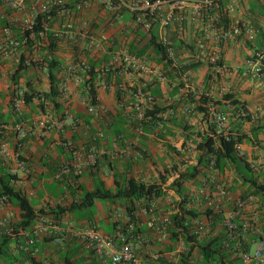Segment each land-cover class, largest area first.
Wrapping results in <instances>:
<instances>
[{
  "label": "built area",
  "instance_id": "obj_1",
  "mask_svg": "<svg viewBox=\"0 0 264 264\" xmlns=\"http://www.w3.org/2000/svg\"><path fill=\"white\" fill-rule=\"evenodd\" d=\"M95 1H100L104 9L113 14H118L121 8L128 10L133 16L135 25L140 26L144 31H148L152 22L158 24L157 41L164 46L166 54L171 60V66L178 64L174 57V52L169 46L167 32L173 23L180 28L188 15L190 22L196 27L199 39L196 49L200 56L206 60L211 73L214 76L222 75L226 70V65L221 61L219 44L233 43L240 45L242 40L252 42L256 37V31L249 21L234 19L232 13L235 11V5L240 0H80L75 3L73 8H68L64 0H44L39 4H33L30 8V15L25 18L21 27H30L33 24L34 17L38 13H48L52 9L61 12L64 16H70L73 12H83L87 10ZM0 7L11 10L16 13H23L26 10V0H0ZM167 10H166V9ZM223 13L231 16V22L228 25L223 23ZM83 33L86 28H83ZM57 33L63 34L64 39L71 44L77 43L78 39L72 31L70 22L62 23L61 29ZM3 40L0 43V54L3 58L10 57L18 46V41L12 38L7 30H3ZM87 35V45L95 51L108 50L110 43H106L93 35ZM212 40L215 45L208 50L207 41ZM208 50V52H207ZM108 62L104 71H110L112 78L109 81L101 79L99 85L104 90H119L122 94H127L133 98L132 101L122 105L124 113L130 123L132 131L139 136L143 132V125L147 122L145 113L151 110L157 103V98L143 85H126L118 82L120 75L132 79L133 77L146 75L149 81L159 84H169L170 87L176 86L166 74V71L156 61L147 57L130 53L128 49L120 47L113 51H108ZM246 71L254 78L264 79V50L255 52L252 59L247 61ZM88 72V65L84 61L71 62L61 73L58 81V100L63 104H68L71 99V90L69 83L72 81L75 85L83 86L84 76ZM182 87L179 88L181 95H186L189 90V84L185 76H182ZM22 89L17 87L11 98L10 108L17 118L7 126L0 122V161L6 167V170L16 177L19 174H25L27 163L21 156L22 142L33 129H38L43 135L51 130H62L66 126L77 125V120L72 114L66 111L63 115L55 117L53 113L47 110L46 101L43 102V111L41 117L34 120L33 125H27L20 118L24 102L22 99ZM223 93H230L231 87L224 85ZM84 103L88 113L92 116L105 114V110L99 104L90 103V98L85 94ZM171 108L164 113L156 115L159 118L166 119L172 114ZM182 112L187 116L199 115L200 125L195 133L206 134L213 141L215 147L219 145L218 136L227 138L229 133V116L225 111L219 110L216 106L208 107V118L213 125V131L207 129V121L199 113L193 112L189 106H183ZM235 118L238 120L255 119L243 104L236 108ZM10 129L14 133L16 144L10 148L9 142L4 137V131ZM156 128H161L160 123ZM100 135V134H99ZM197 142L201 138L194 136ZM184 137L180 139L181 143L173 145L179 156L182 157V163L171 170L164 182H159L164 195L153 199L145 205H138L132 213L134 221L128 214L122 218L121 211L114 206L107 209L106 214L115 222V228L112 234H106L89 224H79L68 217L54 218L53 216L38 214L31 227L28 230L15 231V215L12 206L5 195L0 194V236L6 235L12 238V241L22 239L19 244V250L27 254V258L22 261H15L14 264H48L47 260L38 258V243L47 241L54 244L59 249L64 248L68 240H73L80 244L83 254L86 255L84 264H179L181 257L188 251L189 243L187 237L194 235L197 241H201L210 234L208 223L201 219H191L184 216L182 221L186 228L176 229L177 239L174 243L170 242L171 217L173 215L181 216V202L186 198V210L193 208L194 203L200 197L204 200V207L218 211L222 200L229 195L230 183L225 180L215 179L214 176L208 177L205 185L212 186V191L207 188H201L198 195L191 196L185 192L184 196L176 193L169 185L178 179L180 174L187 168L195 165L198 156L196 144L191 140L186 142L183 148ZM244 142L235 143L234 150L240 157H245ZM77 163L66 161L58 167L54 178L61 179L71 173L78 174L82 167H91L97 163L99 157L105 154L104 148L94 145L91 147L85 157L73 152ZM133 158H141L142 153L133 145ZM248 161V160H247ZM255 170L264 167V159L248 161ZM213 159L209 160L208 169L217 172L214 168ZM19 185L24 186L25 181L18 178ZM188 183H185V186ZM186 188V187H185ZM215 195H212L213 193ZM27 195L30 193L27 192ZM164 201V206L160 207L158 203ZM61 199L55 204H61ZM259 202L252 195L239 196L235 199L230 210L223 213L221 223L225 231V238L222 243L223 249L227 252L237 255L241 264H264V231L260 225ZM142 218L144 221H142ZM147 223L154 237L148 240L139 231L141 226ZM136 225V227H135ZM138 229V230H137ZM186 231V232H185ZM251 239L252 249L243 250V243ZM201 257L195 252L190 255V262L200 264ZM61 264L55 262V264ZM214 264V263H212Z\"/></svg>",
  "mask_w": 264,
  "mask_h": 264
},
{
  "label": "crops",
  "instance_id": "obj_2",
  "mask_svg": "<svg viewBox=\"0 0 264 264\" xmlns=\"http://www.w3.org/2000/svg\"><path fill=\"white\" fill-rule=\"evenodd\" d=\"M43 1L26 0L25 11L28 15L24 13L17 16L16 13H11V15L5 14L4 18L7 19L9 25L17 28L20 25V20L25 19V17L28 18L27 16L30 15L31 6ZM64 1L70 8L74 6L77 0ZM244 1L246 3L244 7L250 9L249 1L241 0L235 5L236 12L234 11L232 16L236 15L237 8L239 10L242 8L241 2ZM0 10L3 12L8 9L0 7ZM252 13L253 15H251ZM249 15L253 18L249 22L256 31V37L252 42L242 40L240 45H235L231 42L219 44L221 61L227 68L220 76H214L211 73L206 60L200 56L196 49L199 34L196 27L190 22L188 15L181 28L176 23H173L167 35L170 43H174L173 41L175 40H181V49L178 50L175 59L178 66L188 67V70L183 74L189 84L188 92L208 95L219 110L228 114L229 130L233 134L238 132L250 137L249 141L244 142L243 148L246 160L251 161L259 158L264 159V129L261 128L257 135L251 131L252 128L264 124V79L252 77L246 69L247 61L252 59L254 53L264 50V17L259 16L261 20H258L255 16L256 14L251 11H249ZM65 21L71 23L72 31L78 39L79 47L78 50H74L73 45L65 39L58 42L55 58L61 63V71H65L67 65L73 61H84L87 64L92 62L97 65L96 70L100 69L103 64L105 65V59L110 48H115V50L120 47L128 49L130 46L140 50L147 48L145 56L152 61H156L157 55L151 49H148L146 38H149L150 35L140 26L134 24L131 13L125 8H121L120 12L115 15L104 9L100 1H95L87 10L73 12L70 16H64L61 12L55 13L49 22L50 29L57 32ZM83 28H86L87 32L84 31L83 33ZM86 34H91L95 38H100L104 42L110 43L108 50L95 51L91 49L87 45ZM3 37V30L0 29V43ZM214 45L215 43L212 40L207 41L208 50ZM25 56H28V52L25 53ZM19 57V50L12 52L10 57L6 59L0 54V122L7 126H10L17 118L10 108L13 91L16 88L12 85L10 75L16 69ZM38 58L39 55L36 53L27 58L26 67L21 73L18 87L28 89L27 86L30 85L31 89L46 93L49 90L50 81L45 64L43 66H33L30 63L39 60ZM61 73H57L58 81ZM169 79L173 82V79ZM117 81L126 85L144 84L146 87L148 86L150 91L155 93L157 103L163 106L175 104L180 97V93L176 96L171 95L169 84L149 81L146 75L135 76L132 79L120 75ZM224 85L231 87V98L229 99L223 97L226 94L222 92ZM69 86L71 99L68 104L58 101L59 111L53 105H47L48 103L46 108L55 117L61 116L66 111L70 112L77 120V125L74 127L68 125L62 130H51L43 135L40 130L33 129L22 142L21 156L27 163V170L25 174H19L17 179L19 177L24 179L25 184L22 188L30 193L28 198L34 203V209L39 211L44 207L54 205L59 199H61L62 205H68L73 200V197L69 189L66 190L62 184L68 188L83 185L90 189L92 188L94 176L101 179L105 186L112 190L116 181L121 183L129 177L146 184L158 183L160 172L164 168L172 166L171 161L175 160V155L179 156L174 150H170L167 145L174 147L173 145L180 144V139L187 135V132H181L179 128L167 123V129L159 131V128L151 127V129L143 131L142 134L137 136L132 131L124 110L120 109L123 104L133 100L131 96L127 94H119L117 96L115 90H104L99 83H96L98 104L104 108L106 114L92 116L88 113L84 103L85 89L83 86L75 85L72 81H70ZM233 102H236V104L234 105ZM38 103L37 99H33L31 103L24 104L20 118L27 125L32 126L34 120L41 117ZM239 104H243L250 109L252 114H255L253 121H240L235 118L236 107ZM185 117L188 119L189 125L193 126V131H196V128L200 125L201 116L193 115L189 117L185 115ZM115 128L120 129V131H115ZM3 135L9 142L10 148H13L16 144L14 133L7 128ZM174 139L177 141H174ZM94 145L104 148L105 154L99 157L93 168L82 167L78 170V178H74L76 174L71 173L70 175L73 176H64L62 184L57 182L54 175L60 164L66 161L77 163L79 158H76L73 152L85 157L88 150ZM133 145L141 151V158H133ZM231 174L232 172L228 169L225 170L224 174H219L207 168H202L196 181L185 186L186 192L193 196V194L198 195L201 188L208 187L212 191V186L205 185L208 177L214 176L215 179L223 180L232 176ZM231 179L233 180L228 181L225 179V181L230 183V187L228 197L223 199L221 204L224 214L232 208L236 198L247 193V186L242 185L238 178L233 175ZM16 184L21 187L18 183ZM211 194L215 195L214 192ZM118 204L119 207L117 209L121 211L124 219L126 212L123 204L119 202H96L94 205L96 213L93 216L92 225L103 233L112 234L115 222L107 216L106 211L109 207H115ZM11 208L15 215L16 208L14 206ZM2 214L0 212V217ZM67 217L79 224H88L85 220L75 219L73 215H67ZM142 221H144L143 218ZM260 225L264 231V215L261 212ZM139 231L148 240L154 237L147 223H144ZM19 244H22V239L12 241L10 248L13 254H18ZM37 247L39 251L38 258L41 260L46 259L48 264L62 261L65 254L69 251L73 258H83L84 260L86 257L80 244L73 240H68L64 248L61 249L47 241L38 243ZM251 249L252 246L250 245ZM96 261V259H93L95 264Z\"/></svg>",
  "mask_w": 264,
  "mask_h": 264
},
{
  "label": "trees",
  "instance_id": "obj_3",
  "mask_svg": "<svg viewBox=\"0 0 264 264\" xmlns=\"http://www.w3.org/2000/svg\"><path fill=\"white\" fill-rule=\"evenodd\" d=\"M77 0L75 3L79 2ZM241 1V0H240ZM250 4V9L248 12H254L257 15L264 17V0H248ZM66 5V3H65ZM66 7H68L66 5ZM69 8V7H68ZM71 9L73 7H70ZM4 9V8H3ZM10 11H1L0 10V29L7 30L12 38L18 41V46L14 51H20V57L16 69L10 75V80L14 87H18L19 80L21 78V73L26 67L27 58H30L34 53L39 55V60L30 62L33 66H43L47 70L48 78L50 81V87L48 92L40 93L31 89L28 85V89H22V99L25 105L31 103L33 99L38 100L40 110L43 111V101H46L47 105H53L60 110L58 103V80L57 73L61 71V63L56 60L55 52L56 46L59 41L64 40V35L54 32L50 29L49 22L52 16L57 13L56 9L50 10L48 13H38L33 20V24L30 27H21L20 25L16 28L9 25V22L4 18L5 14ZM133 20V16H132ZM231 22V18L227 13H223V23L228 25ZM158 24L157 22H152L150 29L147 33L150 35L149 38H146L148 41V49H151L156 55V61L162 65V68L166 71V74L169 78L173 79L176 83V86L171 88V95L176 96L179 94V88L182 87V76L188 70L186 66H171L172 62L166 54V49L161 45L157 39ZM174 43H170L169 46L174 52V57L176 58L178 50L181 49V40H175ZM73 49L78 50L79 43H74ZM147 47V46H146ZM115 48H110L109 51H113ZM130 53H135L139 56L146 57L147 48L145 49H136L134 46L128 48ZM28 52V56H25V53ZM109 55L106 56L105 65L108 62ZM77 62V61H73ZM88 72L84 76L83 88L85 89V94L90 98V103L97 105V95L95 84L99 83L101 79L109 81L112 77L111 72L104 71L105 65L103 64L100 69L96 70L97 65L92 62L88 64ZM13 91V95L15 89ZM20 88V87H19ZM149 91L148 86L146 87ZM116 95L122 94L119 90H115ZM155 97V93L150 91ZM13 97V96H12ZM225 99L231 98L230 93L223 95ZM234 105L236 102H233ZM210 105H216L212 102L211 98L204 93L195 94L187 93L186 95H181L175 104L163 106L156 103L151 110H147L145 116L147 117V122L143 125V131L151 129V127H157L160 123L161 128L159 131H162L166 128V124L170 123L174 127L179 128L181 132H187V135L184 136L182 147H186V142L188 140L193 141L196 144V149L198 151V156L196 159L195 165L187 168L183 173L180 174L178 179H175L170 185L169 188L174 189L177 194L184 196L186 192L185 183H194L201 173L202 168L208 169V163L210 159H213L214 165L213 168L219 173L224 174L225 170L231 169L236 174L238 179L241 181L242 185L247 186V193L242 196L252 195L257 198L259 202L260 212L264 215V167H260L259 170L255 171L246 160L245 157H240L236 154L234 150L235 143L246 142L250 140V137L245 134H240L236 132L233 134L231 130L229 131L227 138L223 136H218L219 145L215 147L214 141L206 134L195 133L193 131V126L189 125L188 119L185 117V114L182 112L183 106H189L192 108L193 112L199 113L202 115V118L207 121V129L213 131V125L208 118V107ZM171 108L173 110L172 114L166 119L159 118L156 115L164 113L167 109ZM237 108V107H236ZM120 109H123L121 106ZM123 111V110H122ZM122 113V112H120ZM106 114V113H105ZM125 114V113H124ZM63 115V114H62ZM190 117V116H189ZM248 120V119H247ZM240 120V121H247ZM250 121V120H248ZM264 129V124L255 128H252L251 131L258 134L260 129ZM115 131H120V129L115 128ZM197 135L201 138L200 142H197L194 139V136ZM170 150H176L167 145ZM137 148V147H136ZM138 149V148H137ZM177 155H179L177 153ZM1 162V161H0ZM89 168V167H88ZM93 166L90 167V169ZM175 168V165L172 169ZM169 171L164 168L160 172V182L166 180V176ZM73 176V175H70ZM79 175H75L74 178H78ZM65 177L57 180V182L62 184V181ZM17 177L10 174L6 167L1 163L0 164V194L5 195L10 204L16 208L15 214V223L14 228L17 230H28L35 217L38 214H44L53 216L54 218L67 217V215H72L75 213V219L85 220L86 223L92 225V220L94 214L87 216H77V213H81L84 209L91 208L95 205L96 202H109L124 205V211L128 216L132 217V213L136 210L138 205H145L164 195L162 188L157 183L146 184L141 181L129 177L123 180L121 183L116 181L114 189H109L105 186L104 182L101 179H98L94 176L92 188L88 189L83 185H77L76 187L68 188L66 185L62 184L64 188L69 189L70 194L73 197V200L68 205L55 204L51 206L44 207L39 211H36L33 207L34 203L29 200L27 192L24 188L17 186ZM76 185V184H75ZM203 201V198L200 197ZM187 199L181 202V216L173 215L172 225L170 226V242L174 243L177 239L176 229L186 228L183 226L182 221L184 216H187L191 219H201L203 218L208 225L211 227L210 234L202 239L197 241L194 235H189L187 237V242L189 243L188 251L184 254L179 264H193L190 262V255L194 252L201 257L200 264H241L237 255L227 252L222 247V243L225 238V231L221 226L223 220V209L222 205L218 211L205 208L202 211H197L194 208L186 210L185 205ZM115 227V223H114ZM136 227V225H135ZM96 228V227H95ZM97 229V228H96ZM99 230V229H98ZM138 230V229H137ZM186 232V231H185ZM247 243H243V250L249 251L251 245V239L248 238ZM12 238L6 235L0 236V264H14L15 261H22L27 258V254L23 253L21 250L18 251V254H13L11 251ZM70 252V251H69ZM67 252L62 260L61 264H84L83 258H73L72 254Z\"/></svg>",
  "mask_w": 264,
  "mask_h": 264
},
{
  "label": "rangeland",
  "instance_id": "obj_4",
  "mask_svg": "<svg viewBox=\"0 0 264 264\" xmlns=\"http://www.w3.org/2000/svg\"><path fill=\"white\" fill-rule=\"evenodd\" d=\"M241 6H242V8H240V10H241V14H240V10H239V8H237V13H236V15H234L233 17H234V19H238V20H243V21H249V20H252L253 18H251V16L249 15V12H248V9L246 8V7H244V6H246V3H245V1L244 2H241ZM239 10V11H238ZM11 11V10H10ZM236 12V11H235ZM9 13H16V12H9ZM26 14V15H28V13L26 12V11H24L23 13H16L17 14V16H19V15H23V14ZM251 15H253V13L251 14ZM241 16V17H240ZM256 16V18L258 19V20H261V17L259 18V16H261V15H255ZM28 17V16H27ZM26 18V17H25ZM242 18V19H241ZM257 19H256V21H257ZM24 20V19H23ZM23 20H20V23H22V21ZM174 141H177L176 139H174ZM193 142V141H192ZM194 143V142H193ZM171 146V145H170ZM174 158H175V160H173V161H171V163H172V166H168L166 169L170 172L171 170H173L172 168H173V166L175 165V167L178 165V164H180V163H182V157L181 156H174ZM228 170H230L231 172H232V176H230L229 178H224L223 180H233V179H231V178H233V175L236 177V178H238L237 176H236V174L233 172V170H231L230 168L228 169ZM162 172V171H161ZM194 195V194H193ZM158 205L160 206V207H162V206H164L165 204H164V201H160L159 203H158ZM117 207H119V204L118 205H115V208H117ZM193 208L194 209H196L197 211H202V210H204L205 209V207H204V200L202 201V199L200 198V199H198L197 200V202H195L194 203V206H193ZM96 213V207L95 206H93V207H91V208H88V209H84L81 213H77L76 212V215L78 216H82V217H84V216H87V215H90V214H95ZM74 217H75V213L74 214H72ZM201 220L204 222V223H207L203 218H201ZM208 228H209V230H210V232H211V227L208 225Z\"/></svg>",
  "mask_w": 264,
  "mask_h": 264
}]
</instances>
